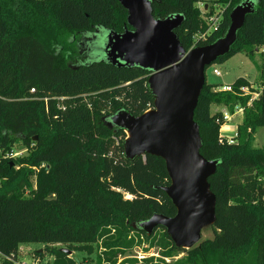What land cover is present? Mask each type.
<instances>
[{
  "label": "trees",
  "instance_id": "16d2710c",
  "mask_svg": "<svg viewBox=\"0 0 264 264\" xmlns=\"http://www.w3.org/2000/svg\"><path fill=\"white\" fill-rule=\"evenodd\" d=\"M203 1L152 0L153 14L185 16L176 33L188 50L223 36L243 0H213L206 9ZM252 1L255 11L217 62L253 56L264 45V0ZM221 11L218 28L210 29L208 18ZM126 24L118 0H0V264H16L26 242L44 244L35 254L51 256L46 264H77L75 251L94 254L95 264H167L182 253L174 264H264V147L253 145L264 126V80L255 87L239 77L231 91L206 80L195 108L200 152L219 161L209 178L213 238L181 249L165 228L147 235L136 227L154 213L177 211L162 188L170 183L164 159H128L126 133L110 122L117 111L140 115L154 106L151 71L113 65L104 52L84 59L102 33ZM204 32L205 40H195ZM244 86L260 93L251 105ZM212 105L231 114L244 109L232 143L220 139L223 111L213 113ZM17 142L27 153L11 155ZM60 243L72 253L54 246ZM143 243L161 258L128 256Z\"/></svg>",
  "mask_w": 264,
  "mask_h": 264
},
{
  "label": "water",
  "instance_id": "95a60500",
  "mask_svg": "<svg viewBox=\"0 0 264 264\" xmlns=\"http://www.w3.org/2000/svg\"><path fill=\"white\" fill-rule=\"evenodd\" d=\"M118 1L127 10L128 25L122 32H107L103 52L118 67L151 71L148 86L154 106L140 115L117 111L110 122L126 133L128 159L148 154L164 159L170 183L162 188L177 210L173 216L154 213L136 227L147 235L165 228L177 248L191 249L202 240V231L216 222V195L209 178L219 164L200 152L203 141L195 108L206 82V67L230 53L247 15L255 11V2L243 0L231 9L223 36L187 50L176 33L185 20L183 14L156 17L152 0Z\"/></svg>",
  "mask_w": 264,
  "mask_h": 264
},
{
  "label": "rangeland",
  "instance_id": "374dc122",
  "mask_svg": "<svg viewBox=\"0 0 264 264\" xmlns=\"http://www.w3.org/2000/svg\"><path fill=\"white\" fill-rule=\"evenodd\" d=\"M257 3V0H255ZM203 2H200L199 5L202 7ZM207 3H213V0H206ZM101 34V33H100ZM107 33H102L97 39L94 40L91 49L84 55V59L86 61L99 59V57L103 54V46L101 43H105ZM103 43V44H104ZM257 49V50H256ZM91 58V59H90ZM217 67L221 71V75L218 76L214 73V68ZM245 77L251 80L254 84L260 85L262 80H264V47L259 46L254 50L253 56L245 55L243 53H239L237 55L232 56L228 59L225 64L220 62H213L209 66L206 67V80L209 83L217 84L219 86L232 84L237 78ZM256 87V86H255ZM215 105H212V109ZM241 114L234 115L231 120L225 122V126H230L231 124H236L241 120ZM253 145L256 147H264V126L259 127L254 135ZM16 148L18 150L11 152L14 153L15 156H21L27 153V148L21 143H16ZM126 195V198H130ZM132 197V196H131ZM158 231V230H157ZM214 236L213 229L211 227L205 228L202 231V240L211 239ZM200 241V242H201ZM199 242V243H200ZM54 246L66 248L63 244H55ZM20 254L19 258L16 261V264H46L47 261L52 260V257L49 255H36L35 251H41L45 249L44 244L38 242H26L21 243L19 246ZM184 254H180L174 258H165L167 264H174V262L182 257ZM73 256L77 260V264H95V260L93 259L95 255H88L86 252L75 251ZM129 257H137L139 259L147 258L154 256L156 259L161 258L159 255L158 248L150 247L149 244L143 243L141 246H137L131 251L128 252ZM162 264V263H161Z\"/></svg>",
  "mask_w": 264,
  "mask_h": 264
},
{
  "label": "built area",
  "instance_id": "2783aa9c",
  "mask_svg": "<svg viewBox=\"0 0 264 264\" xmlns=\"http://www.w3.org/2000/svg\"><path fill=\"white\" fill-rule=\"evenodd\" d=\"M223 13V11H221L220 13H216V14H214V15H211L209 18H208V20H209V22H210V29H217L218 28V26H219V24H220V21H221V17H222V14ZM207 33L208 32H204V33H198V34H196L195 35V40H205L206 38H207ZM195 46H198L197 44H194V46H192V47H195ZM191 47V48H192ZM214 73L216 74V75H218V76H220L221 75V71L218 69V68H214ZM222 89H224V90H229V91H231L232 90V87H231V85H224L223 87H222ZM34 89H32V91H33ZM241 91L243 92V94H250L252 97H251V100H250V102H249V105H251V103H252V101L254 100V99H256V98H258L259 97V95H260V93L258 92V91H254V92H250L249 91V89H248V87H242L241 88ZM152 108V107H151ZM150 109V108H149ZM244 109L242 108V107H237L236 108V111H243ZM230 118H231V113L226 109V110H224L223 111V124L225 123V122H227V121H229L230 120ZM222 124V125H223ZM233 138L234 137H232L231 139H227L230 143H232L233 142ZM220 139L222 140V139H224V137H221L220 136ZM11 155L12 156H15L14 155V153H11ZM143 157H145V156H143ZM263 179H264V176H263ZM127 195H129V194H127ZM128 197H131V196H128ZM144 258V257H143ZM166 260H167V258H166Z\"/></svg>",
  "mask_w": 264,
  "mask_h": 264
},
{
  "label": "crops",
  "instance_id": "0c3cea01",
  "mask_svg": "<svg viewBox=\"0 0 264 264\" xmlns=\"http://www.w3.org/2000/svg\"><path fill=\"white\" fill-rule=\"evenodd\" d=\"M205 4H207V6H208V3H203L202 5L205 7ZM208 8V7H207ZM206 9V8H205ZM263 47H264V45H263ZM257 50V49H256ZM228 60H226L225 62H222V64H225L226 62H227ZM215 68H217V67H215ZM220 70V69H219ZM248 79V78H247ZM249 80V79H248ZM250 82H251V84L253 85V86H256V87H260L261 86V84L260 85H258V84H254L251 80H249ZM227 85H230V84H227ZM224 86V85H223ZM211 110H212V112L214 113V112H216V111H224V110H226V107H224V106H222V105H215L214 106V108L212 109V107H211ZM236 114H241V120L238 122V123H236V124H231L230 122H229V125L230 126H225L226 124L224 123L221 127H220V136L221 137H224V138H226V139H231L232 137H234L235 136V134H236V131H237V127H238V125L242 122V120H243V111H235V113H233V114H231V118L234 116V115H236ZM231 118H230V120H231Z\"/></svg>",
  "mask_w": 264,
  "mask_h": 264
}]
</instances>
